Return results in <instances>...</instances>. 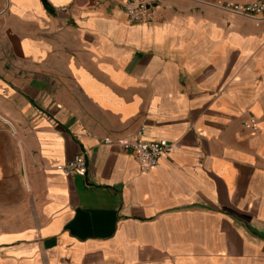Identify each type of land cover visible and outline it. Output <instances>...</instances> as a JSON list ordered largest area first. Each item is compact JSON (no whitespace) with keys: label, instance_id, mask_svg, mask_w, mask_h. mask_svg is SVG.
I'll use <instances>...</instances> for the list:
<instances>
[{"label":"crops","instance_id":"0c3cea01","mask_svg":"<svg viewBox=\"0 0 264 264\" xmlns=\"http://www.w3.org/2000/svg\"><path fill=\"white\" fill-rule=\"evenodd\" d=\"M252 1L0 0V264H264V20L217 7Z\"/></svg>","mask_w":264,"mask_h":264},{"label":"built area","instance_id":"2783aa9c","mask_svg":"<svg viewBox=\"0 0 264 264\" xmlns=\"http://www.w3.org/2000/svg\"><path fill=\"white\" fill-rule=\"evenodd\" d=\"M150 0H123V6L133 23L140 22L149 8ZM221 10L253 19L257 24L264 20V0H255L247 3L226 2L217 5ZM245 124L254 131L258 129L257 118L251 116ZM106 141H110L107 139ZM124 148L136 153L142 171L154 168L161 156L173 150L174 143L168 139L145 140L138 136L132 140H121ZM87 158L84 153L77 154L67 165L66 173H85Z\"/></svg>","mask_w":264,"mask_h":264}]
</instances>
